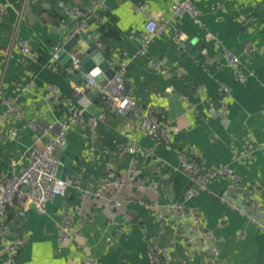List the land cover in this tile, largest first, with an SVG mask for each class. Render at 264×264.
I'll use <instances>...</instances> for the list:
<instances>
[{"label":"crops","instance_id":"obj_1","mask_svg":"<svg viewBox=\"0 0 264 264\" xmlns=\"http://www.w3.org/2000/svg\"><path fill=\"white\" fill-rule=\"evenodd\" d=\"M61 0H0L7 7L0 20V85L2 96L14 99L19 83L31 79L35 85L19 97L24 119L5 124L0 130V180L20 174L30 161L32 149H42L48 140L45 131L57 126L68 114L67 105L44 98L48 84L58 85L65 97H72L77 108L88 114L108 110L96 88H86L76 94L77 76L68 74L59 61H55V47L65 44L74 23L59 5ZM72 5L90 7L94 0H64ZM160 22L168 20L170 28L151 43L146 56L140 53L141 34L145 17L139 2ZM106 11L103 23L92 22L87 36L103 47L100 52L110 65L117 69L116 57L124 53L127 62L125 79L134 92L143 115L154 114L162 123L177 125L170 130V144H158L143 129L122 131L125 118L108 112L99 127L96 138V159L85 157L90 129L77 125L67 135V145L61 154L70 159L67 175H81L82 184L98 186L105 168L114 169L143 183L145 191L124 189L117 197L125 200L117 211L111 210L107 201L89 199L81 213L75 216L72 239L63 251L57 250L59 223L62 214L80 204V192L69 188L64 196L47 203V212L31 207L21 212L8 208L7 223L11 236L28 235L29 241L18 254L21 264H81L84 257L78 244H86L90 255L108 264H156L148 252L147 242L153 240L169 249L172 261L162 264H213L211 247L216 246L221 264H264V233L251 222L261 213L246 208L249 190L257 185L259 199L264 203V150L254 153V160H239L233 151H243L248 136L264 143V0H195L201 23L188 14L172 18L174 0H104ZM218 3H224L225 9ZM240 15H254L256 24L250 31L241 25ZM176 31L182 32L181 37ZM217 36L224 46L241 55L245 82L238 81L226 63L220 44L208 34ZM29 40L39 56L36 62L28 59L16 46L15 38ZM84 44L85 40H81ZM251 42L257 51L244 54L245 45ZM262 48V49H261ZM81 56L83 52H81ZM170 65L183 68L179 77H165L148 63V56ZM222 86H228L226 94ZM181 97L190 99L198 114L188 110ZM224 101V105L222 104ZM5 105L0 102V112ZM38 122L37 127L29 126ZM18 129L15 137L10 127ZM152 155L146 157L145 151ZM184 151L192 159L198 152L202 160L213 166L219 162L230 165L240 174L242 181L233 184L228 178H217L209 190L188 200L185 192L190 180L178 166L177 152ZM139 158L140 172L135 180L128 170L132 156ZM165 165H161V161ZM160 184L155 195L148 188L150 181ZM221 197L234 200L245 208V214L230 208ZM157 200V209L140 203ZM167 204L179 207L171 209ZM90 209L98 214L87 222ZM198 209L202 225L210 231L204 237L194 226L191 213ZM161 215V220L157 218ZM109 222L113 224L110 225ZM125 233L114 238L117 227ZM246 234L239 237V232ZM192 238V244L186 239ZM193 254H189V249ZM0 246V264L4 254Z\"/></svg>","mask_w":264,"mask_h":264},{"label":"built area","instance_id":"obj_2","mask_svg":"<svg viewBox=\"0 0 264 264\" xmlns=\"http://www.w3.org/2000/svg\"><path fill=\"white\" fill-rule=\"evenodd\" d=\"M59 5L66 11L68 16L74 23V27L70 34L67 35L65 43L70 41L76 34L80 32H87L92 27V22L102 23L104 19V12L106 11V4L104 0H94L90 7L82 5H72L69 2L61 0ZM218 7L225 9L224 3H218ZM139 8L145 17V26L141 34L140 53L144 56L148 54L151 43L157 36L164 35L170 28L169 21L165 20L160 22L152 14L148 12L147 4L139 2ZM7 7L4 3L0 4V20L6 13ZM188 14L196 23H201L199 18L200 11L195 5V0H174L172 5V18H177L181 14ZM241 25L247 31H250L254 24L257 22V17L254 15H240L238 17ZM176 36L182 35V32L176 31ZM209 38L216 39L220 44L225 60L231 69L234 77L240 81L245 82L248 75L244 71V64L241 55L235 53L232 49L227 48L222 44V41L212 33L208 34ZM15 44L17 48L31 61L36 62L39 56L33 51L31 43L28 39L23 37H16ZM97 47H103L101 42L96 43ZM63 46H56L54 52L55 61H57V52ZM264 48V46L262 47ZM261 48V49H262ZM257 51V48L248 42L244 48V54L248 55L251 52ZM82 52V51H81ZM81 53L80 50L73 49L71 51L72 63L69 67L65 68L68 73L69 70L81 69ZM124 53H119L116 57L117 69L111 78L106 79L102 83L97 81L90 73H84L85 79L83 83H77L74 87L76 94H82L86 88H98L99 96L103 103L108 107V110L101 111L96 114H88L85 108H77L74 105L72 97H65L62 89L55 84H48L44 98L52 100L57 103L63 102L66 104L68 114L57 126H49L50 130H46L45 134L49 132L48 140L42 149H32L30 151V161L25 166L23 171L18 175H13L0 180V246L4 254V264H21L18 260V254L22 247L29 241L28 235L22 234L19 236H11L10 229L7 223L8 208L15 207L24 212L31 207L36 208L41 213L47 212V203L56 198L57 196H64L67 194L69 188H75L80 192V204L73 207L62 214L61 222L59 223V233L57 238V250L63 251L64 247L69 244L72 239V229L75 216L82 212L84 205L89 199L96 201H107L111 210H120L125 200L117 197L120 191L129 188H138L141 191L146 190V186L136 184L131 178L125 174H121L114 169L112 164H108L105 168V175L98 186L90 183L83 186L81 175H67L62 178L58 176L61 168V150L67 145V135L71 128L77 125L87 126L90 129L89 142L85 150V157L89 160L96 159V138L98 127L105 122L108 112L125 118L121 126V130H136L143 129L148 135L156 140L158 144L169 145L170 130H177V125H170V122L162 123L161 120L154 114L143 115L139 111L138 102L134 96L133 90L125 79L127 71V62L123 59ZM148 63L155 67L165 77H179L183 74V68L172 69L170 65L162 63L150 55L148 56ZM35 85V80L31 79L26 84L19 83V90L14 99H9L4 96L2 86L0 85V102L5 105V109L0 112V130L4 128L5 124H12L14 120H23L24 114L21 106L18 103L19 97L27 91H30ZM226 94L230 93L228 86H222ZM181 101L187 104V108L198 114L197 105L190 99L181 97ZM224 105V101H222ZM38 122H31L29 126L37 127ZM10 135L15 137L18 129L13 126L9 129ZM257 150H264V143L257 142L253 136L247 137L246 145L243 151L234 150V157L242 160H254V153ZM195 159H192L186 152L178 151L177 159L178 166L175 167L176 171L182 172L190 180V184L185 192L186 198L191 200L201 193L209 190L210 183L217 178H228L233 184H238L242 181L240 174L234 168L223 162L216 165L208 166L198 152H194ZM146 157L152 155L151 151L144 152ZM161 161L164 166L165 162ZM129 172L132 177L136 178L140 172L139 158L132 156L129 162ZM150 190L158 195L160 193V184L156 180H151L148 186ZM260 195V188L257 185L252 186L249 190V200L246 208L253 209L261 213V217H250L251 222L255 223L259 229L264 233V203L258 198ZM222 202L226 203L230 208L237 210L241 214H245V208L234 200L221 197ZM141 204H150L153 208L157 209L159 203L157 200L147 202L144 198L140 200ZM169 208L174 209L179 206L176 204H167ZM98 212L96 209H90L86 220L93 222ZM194 226L201 232V234L209 238L210 231L202 225L200 213L198 209L193 210L191 213ZM157 218L161 220V215L157 214ZM112 225V222H109ZM125 233L124 227H117L114 238H120ZM239 237L244 236V231L239 232ZM187 244H192L193 239L187 238ZM80 250L83 252L84 257L81 264H108L99 261L94 256L90 255V248L86 244H78ZM213 256V264H221L222 258L220 251L216 246L211 247ZM147 252L151 260L156 264L168 263L172 261V256L168 248L160 247L153 240L147 242ZM188 253L193 254L190 248Z\"/></svg>","mask_w":264,"mask_h":264},{"label":"water","instance_id":"obj_3","mask_svg":"<svg viewBox=\"0 0 264 264\" xmlns=\"http://www.w3.org/2000/svg\"><path fill=\"white\" fill-rule=\"evenodd\" d=\"M81 40H85L84 44ZM77 49L83 52L81 57V69L69 70L68 74H74L77 76V81L83 83L85 76L84 73L90 72L97 81L106 82V79L111 78L115 72V69L104 58L96 45V42L88 38L86 32H80L76 34L70 41L65 43L63 47L57 52V61H59L64 68L69 67L72 63L71 51ZM99 93V89H96V93ZM66 147V146H65ZM65 147L63 149H65ZM70 166V159L62 154L61 156V168L58 173L59 177H66Z\"/></svg>","mask_w":264,"mask_h":264},{"label":"trees","instance_id":"obj_4","mask_svg":"<svg viewBox=\"0 0 264 264\" xmlns=\"http://www.w3.org/2000/svg\"><path fill=\"white\" fill-rule=\"evenodd\" d=\"M103 23V22H102Z\"/></svg>","mask_w":264,"mask_h":264}]
</instances>
